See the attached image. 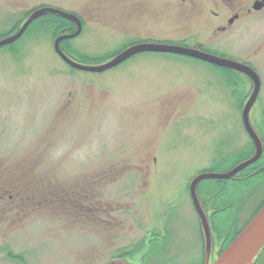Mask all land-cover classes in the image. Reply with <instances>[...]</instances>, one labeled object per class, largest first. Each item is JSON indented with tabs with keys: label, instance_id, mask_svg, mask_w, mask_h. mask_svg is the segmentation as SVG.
Here are the masks:
<instances>
[{
	"label": "rangeland",
	"instance_id": "1",
	"mask_svg": "<svg viewBox=\"0 0 264 264\" xmlns=\"http://www.w3.org/2000/svg\"><path fill=\"white\" fill-rule=\"evenodd\" d=\"M196 1L142 0L139 17L138 0H0V39L34 9L51 6L84 17L80 34L59 43L83 64L169 33L191 46L194 37L184 33L197 30L199 38L211 31L206 15L214 8L211 0ZM182 11L189 13L183 22ZM263 25L240 24L202 46L256 69L260 88L250 122L262 140ZM75 29L46 13L0 46V264H107L113 257L158 264L157 246H165L166 264H203L189 183L254 153L241 114L251 78L156 50L102 72L79 70L53 48L57 34ZM229 136L233 143L220 149ZM244 146L249 151L241 153ZM196 193L208 219L212 262L264 201V146L254 165L230 178L201 180ZM254 264H264V246Z\"/></svg>",
	"mask_w": 264,
	"mask_h": 264
},
{
	"label": "water",
	"instance_id": "2",
	"mask_svg": "<svg viewBox=\"0 0 264 264\" xmlns=\"http://www.w3.org/2000/svg\"><path fill=\"white\" fill-rule=\"evenodd\" d=\"M46 13L56 14L75 22L77 26L76 30L73 33L57 35L54 39L53 48L65 63H67L70 67L79 70L90 71V72H102L118 65L119 63L126 60L127 58H129L130 56L134 55L137 52H141L145 50H156V51L176 52V53L186 54L189 56H194L216 65L239 70L247 74L251 78L253 83V88L242 109V122L244 124L245 130L247 131L248 135L250 136V138L252 139L255 145L254 153L250 157L239 162L230 170L219 171V172L205 171L198 173L191 179L189 183V190H190L192 204L199 217L200 225L203 232V238H204L203 264H254L256 258L260 253V250L264 245V202L258 208V210L253 214V216L248 220V222L243 226V228L237 233V235L232 239V241L226 246V248L220 254L217 255L215 260L210 262L209 259L212 248L211 233H210L207 215L204 209L202 208V205L199 202L196 193V186L199 181L204 179H226L233 177L241 169L253 163L261 156L263 143L260 137L258 136V134L256 133V131L254 130V128L252 127L248 116L249 109L251 108L252 103L256 98V94L258 93L260 88V80L257 73L250 66L246 64L225 57H220L214 54L206 53L204 51L199 50L198 48H190V47H184L174 44L153 43V42L139 43L128 46L123 50H121L120 52L116 53L114 56L98 64H83L78 61H75L70 56H68L65 52L62 51L59 45L62 39L73 37L79 33L80 23L77 17L70 12L51 6H44L33 10L25 18V20L22 22L20 27L14 33L0 39V46L6 45L18 39L22 34V32L26 29V27L35 18Z\"/></svg>",
	"mask_w": 264,
	"mask_h": 264
},
{
	"label": "flooded vegetation",
	"instance_id": "3",
	"mask_svg": "<svg viewBox=\"0 0 264 264\" xmlns=\"http://www.w3.org/2000/svg\"><path fill=\"white\" fill-rule=\"evenodd\" d=\"M185 1L186 0H179V2H181V3H185ZM195 2L197 4L196 0H195ZM141 4H142V0H138V2L134 5V7L137 10H139V15H138L139 17L143 15V13H142V9H143L142 7L143 6ZM219 4H221L223 6V8L219 7ZM203 5H205V4L203 3ZM211 6L214 7L215 9L214 8L211 9V11L209 13L210 17L208 15H206V13H204V15H206L207 24H208L209 27H211V31H207L206 33H203V36L199 37V38H195V36L198 34L197 30L184 33V34H188L189 37L190 36L194 37V41H193V44L191 46L187 45V43H184V42H178V41H182L184 39L183 38H180L179 40L174 39V36L172 34H170V33L167 36H165V37H158V38H153V37L150 38V37H148L146 39H143L144 42H140V43H146V42L167 43V44L180 45V46L190 47V48H198L199 50L204 51L206 53L214 54V55H217V56H220V57H225V58H228V59H231V60L238 61L240 63L246 64V65L250 66L256 72V69L254 67H252L249 63H247L246 61H244L242 59H235L234 56L225 55L224 52H221V51H219L217 49L204 50L202 48V46L205 45V44L213 43L216 40L215 38L219 34L227 32L229 30H232V29L236 28L240 24H243L244 29H250L251 25H252V22L254 20L258 19L259 21H264V0H211ZM211 6H210V8H211ZM185 7L186 6L181 7V8H185ZM189 8L190 7H188L187 10ZM65 11H67V10H65ZM67 12H70V13L74 14L77 17V19H78V21L80 23V31H79L78 34H80V32L82 31V27H83V21L85 20L84 17L82 15H80L79 13H77V12H71V11H67ZM181 14H183V15L179 16V21L183 22L185 20L186 16H187V14L189 15V13L186 12V11H182ZM35 19H37V18H35ZM67 20H69V19H67ZM69 21H71V23L73 25H75V27L77 28V26H76L74 21H72V20H69ZM260 24H262V23H260ZM262 27H264V25ZM73 32H70V33H73ZM60 34H63V33H60ZM60 34H57V35H60ZM175 34H176L175 36H180V34L177 33V32ZM77 35H75V36H77ZM191 40H193V39H191ZM134 44H139V43H134ZM134 44H129L126 47L134 45ZM137 53H135V54H137ZM230 71H232V69ZM233 71H239V70L233 69ZM236 99L237 98L233 99V101H234L233 104L237 103ZM246 99L243 101L242 104H244ZM251 109H252V107L249 109V113H248L249 120H250V111H251ZM255 131H257V129ZM231 136L234 137L233 135H231ZM231 136H229L228 138H224L222 140V142L220 143V149L223 146H230L233 143V139H232ZM261 141H262L263 146H264V140L261 139ZM248 148H249V146L245 147L241 151V153L245 152V151L248 152L249 151ZM229 150H232L231 147L229 149H225V152H227ZM221 151H224V150H221ZM256 161H254L253 163H255ZM239 162H241V161H239ZM239 162H237L235 165H237ZM253 163H251V164H253ZM251 164L247 165L243 169L249 167ZM234 166H232V167H234ZM232 167H230L228 170H230ZM243 169H241L240 171H242ZM198 183H197V185H198ZM0 197H2L1 193H0ZM11 197H12V195L8 194V198H11ZM123 261H125L124 258L113 257L109 262H107V264H117V263H121V262L124 263ZM133 263L134 262H132V264ZM140 264H142L141 260H140Z\"/></svg>",
	"mask_w": 264,
	"mask_h": 264
},
{
	"label": "trees",
	"instance_id": "4",
	"mask_svg": "<svg viewBox=\"0 0 264 264\" xmlns=\"http://www.w3.org/2000/svg\"><path fill=\"white\" fill-rule=\"evenodd\" d=\"M256 162H257V161H256ZM256 162H255V163H256ZM255 163H253V164H251V165H254ZM251 165H250V166H251ZM263 202H264V201H263ZM263 202H262V203H263ZM261 205H262V204H261ZM261 205H260V206H261ZM260 206H259V207H260ZM259 207H258V208H259ZM258 208H257V210H258ZM257 210H256V211H257ZM256 211H255V212H256ZM163 249H164V251H165V246L163 247ZM163 249H162L161 247H158V246H157L156 249H155L156 255H157V257H158L157 260L160 261L158 264H166V262H168V260L165 259V257L168 256V254L165 253V252L163 251ZM172 262H173V261L170 260V263H172Z\"/></svg>",
	"mask_w": 264,
	"mask_h": 264
}]
</instances>
